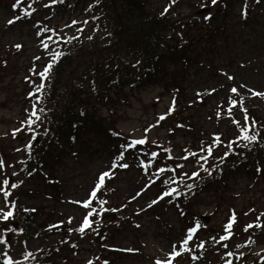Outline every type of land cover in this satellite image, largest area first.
<instances>
[{
    "label": "rangeland",
    "instance_id": "374dc122",
    "mask_svg": "<svg viewBox=\"0 0 264 264\" xmlns=\"http://www.w3.org/2000/svg\"><path fill=\"white\" fill-rule=\"evenodd\" d=\"M13 1L0 0V60L2 58L9 59L6 70H4V65L0 64V106L3 107L10 102L6 110H0V160L3 161V167H0V182L3 179H15V172L17 171L15 164L23 156V151L27 145L33 144L32 137L20 127L25 115L26 101L23 100V96L24 91L27 92L25 82L28 78L26 76H30L29 79H34L32 73L36 76V71L39 73L42 68L45 69L46 65L53 64L51 59L46 58V52L42 49L39 40L40 35L32 23L26 24L18 20L14 24H8V21L16 16V13L10 9ZM165 3L166 0H148L149 8L153 11L163 8ZM245 5L251 9L248 20H242L241 10ZM179 6L180 12H178L181 17L185 18V22L188 21L187 18L196 14L198 9L194 0H185ZM50 10L58 11L57 8ZM213 12V9H209L208 13ZM83 13V10L68 7L62 20H57V24L63 25L71 19V16L79 17L81 21H85L87 18L82 17ZM205 15L199 17L202 18ZM41 17L44 18L43 15ZM46 17L53 18V14L48 12ZM261 21L264 22V2L259 5L256 0L238 1L230 17L222 20L227 39L223 37L219 40L217 56L214 59L219 73L213 69L210 63L211 58L207 54L208 50L202 47V42L209 30L206 28L203 32L201 31L204 35L196 47L197 51L202 47V61L190 70L189 67L177 70L181 79L170 89L167 90L164 86L159 85L147 89L134 98L130 90L131 84H127L124 90L127 97L126 103L118 101L119 103L114 102L113 105L103 107L94 102L92 117L99 115L105 121L99 120L95 124H87V132L83 131L79 118H72V115H67L72 123L69 125L66 123L65 131L56 129L64 137L61 138V142L57 146L55 154L57 160L51 164L49 169H46L51 179L58 182V192L45 182L36 186L33 185L36 194L35 200L29 201L28 205L44 206L56 219H71L76 231H79L81 219L86 210H80L75 202H83L88 199L90 193L95 190L100 175L104 172H110L113 178L109 193L111 204L108 209H114V211H109L104 216L106 225L120 223L122 209L116 210L118 204L125 202L126 205L127 201H131L132 207L128 218L130 225L122 229L119 228V231L110 238L111 244L118 246L119 251H112L107 248L108 255L105 253L107 255L105 258L107 260L113 259L112 264H156L157 260H166L171 255L173 247H178L182 244V239L185 238L178 227V219L171 210L167 211L164 202H159L155 208L149 207L159 191L153 187L148 190L141 182L138 173L131 171L117 174L118 167L114 168V165L118 164L114 145L120 141L109 138L108 130H116L120 135L131 136L133 139L146 138L148 143L145 145L152 148H156L160 142L165 145L168 138L174 139L180 152L183 147L190 144L193 146L199 144L203 136L206 141L214 139L213 135H218L216 134L218 131L224 137L226 135L229 138L236 137V132L231 130L233 125L230 122L217 123L210 120V115L217 112V105L224 103V107H227L225 106L228 103L226 97L228 88L232 84L226 78L229 74L235 79L233 84L239 85L242 92L240 96L247 99V107L256 109L264 119V99L255 95L258 92L264 93V25L260 24L256 27V24ZM250 31L251 33H249ZM111 41L107 34L99 33L94 37L91 46L101 52L104 47L109 46ZM17 45L21 46L19 50ZM69 68L70 66L66 67V69ZM75 85L74 80L69 81L65 76L60 80V86L63 87L64 92L71 89L69 86ZM175 87H179L180 106L177 107L176 111H180L175 117H172L168 116V113L172 102L175 101L174 91H177ZM243 91L245 95H243ZM203 93L212 95L210 97L211 105L208 109L209 115L203 113L204 108L202 106L195 104V106L189 107L187 105L189 102L192 104L196 102V95ZM67 100L66 95L60 100L61 105L59 107L62 111L67 108ZM84 109L88 110V107L85 106ZM73 113H76V110ZM77 113L79 114V111ZM161 115L168 117L167 122L164 123L165 127H161L162 122L159 120ZM111 117L112 119H110ZM59 120L56 118V121ZM179 121L191 126V128L189 126L187 128L178 127ZM75 123L78 124L77 128ZM153 125L157 126L153 127ZM18 129L23 130L17 131ZM171 129L174 132L170 135ZM14 131L16 132L15 137L12 135ZM102 131L108 134H103ZM68 132L77 135L78 141L72 149L67 137ZM222 152L223 148H218L215 153L220 155ZM162 155L163 153L159 152V156L162 157ZM164 160L169 164L172 162L167 157ZM187 171L192 174L197 169H193L189 165ZM236 172L234 170L230 176L229 189L227 184L222 181L208 189V191H215V193H207L202 196V200L200 198L197 200L200 202V206L196 210V214L208 218L207 226L211 233L220 231L232 205L238 206L239 209L248 208L254 200L252 204L258 208L256 210L258 214H264V180L256 184L251 177L247 180L242 175L236 176ZM228 177L225 180L226 183ZM107 180L110 179L105 177L104 184ZM22 181L24 182L25 179ZM219 185L223 186V190L220 192L216 191L220 189ZM102 188L99 192L102 191ZM4 190L0 187V209L2 211L7 209V205H5L7 201L3 197ZM99 192H97V198ZM95 202L93 201L92 207L99 210L100 205ZM77 214L78 217H76ZM262 216L264 219V215ZM92 218L94 219L91 217L90 220ZM247 220H254L252 212ZM4 227V224H0V236ZM116 229L117 227L113 228L114 231ZM247 238L249 236L245 234L242 236L241 242L238 239L233 240L232 246L243 245ZM255 240L257 242L264 241ZM45 246V244L37 241L25 244L22 235L15 233L10 245L0 244V252L3 256L7 254L6 257L18 261L28 253L39 252ZM123 249L126 252L124 254L120 253ZM233 249L240 251V257L244 263L250 264L252 262L253 258L248 256L249 253L243 258L242 249ZM178 250L182 252V255L177 257L172 264H201L184 253L182 248L178 247ZM210 253L214 255L216 248L211 247ZM92 254L94 255H83L79 260H73L68 264H94L102 256V251L98 250Z\"/></svg>",
    "mask_w": 264,
    "mask_h": 264
},
{
    "label": "trees",
    "instance_id": "16d2710c",
    "mask_svg": "<svg viewBox=\"0 0 264 264\" xmlns=\"http://www.w3.org/2000/svg\"><path fill=\"white\" fill-rule=\"evenodd\" d=\"M102 1L105 15L102 18V23L111 31L114 43L99 52L95 47H90L89 41L85 37L71 41L73 44L71 49L76 47L78 49L76 53L79 55L67 53L54 69L53 77L49 83L47 98L50 104L53 103L52 100L64 95L69 97L65 111L60 110L57 105L55 117L60 114L58 124L63 130L67 128L66 123L68 125L72 123L67 115L79 118V123L85 127L84 120L88 118V112H84L83 107L92 106L94 108V102L110 101V91L119 96L125 83H130L132 88H143L147 81L155 80L157 77H159V81L164 80L167 76L163 69L165 60L169 59L174 62L175 55L187 51V48L181 45L171 47L164 42L162 35L164 30H170L174 35L177 31L170 27L163 18H151L146 13L143 0ZM126 54L134 57L136 66L124 61ZM67 66L78 71L77 79H80L83 84H88L91 88L92 94L86 99H81L75 89L76 86L65 92L64 89H61L60 80L63 69ZM141 71L144 74L141 75ZM74 110H81V113H73ZM95 123V121L92 122V124ZM75 125L77 128L78 124L75 123Z\"/></svg>",
    "mask_w": 264,
    "mask_h": 264
},
{
    "label": "snow or ice",
    "instance_id": "6c2138e0",
    "mask_svg": "<svg viewBox=\"0 0 264 264\" xmlns=\"http://www.w3.org/2000/svg\"><path fill=\"white\" fill-rule=\"evenodd\" d=\"M60 2H62V0H60ZM173 2H175V0H173ZM257 3H260L261 0H256ZM211 3H212V6H215L217 3H218V0H211ZM14 8H19V4H15L13 5ZM29 7H31V5H29ZM246 5H245V11L242 13V15L244 16V18L247 17V12H246ZM168 9H165V12H167ZM32 15L31 12L29 11H24V17H28L30 18ZM23 17L19 16L18 14L15 16L14 19H10L8 21V24L11 25V24H14L16 23L18 20L22 19ZM205 19L207 20H210L211 17L210 16H207L205 17ZM75 23V22H74ZM44 32H48L49 29L45 28L43 30ZM17 49L19 50L21 48L20 45H17L16 46ZM45 47H47V45H45ZM62 54L61 53H54L53 54V61L54 62H58L59 61V58ZM39 59V58H37ZM53 67V64H48L47 68L44 69L42 72L39 73V76L42 80H46L48 78V73L50 71V69ZM229 80L233 79L231 76L228 77ZM44 88V85L43 84H38L37 85V92H40L42 91ZM233 93H237V89L233 88L231 90ZM199 95V94H198ZM255 95L259 96L261 99H264V93H255ZM233 107L236 106V101H231ZM33 107L35 108V104L33 105ZM175 110V101L172 102V107L170 108L169 110V113L168 115L171 114L172 111ZM241 110L244 112V121L247 122L248 121V116H247V110L246 109H243L242 108V104H241ZM40 111H43V109H40ZM229 112H231V109H229ZM32 117H34L35 119L33 120ZM167 118L166 115H161L159 117V120L160 121H163ZM40 119V117L37 115V113L35 111L31 112L30 113V117H29V120L27 122V126H28V129L31 131L32 130V125L38 121ZM235 123L238 125V127L240 128V137L241 139H243L244 141H247V142H256L257 140V136L256 135H250L249 134V131L250 129L247 127V126H241L240 122L239 121H235ZM254 123V122H253ZM157 125H153V127H156ZM181 125H178V127H180ZM23 129H18L17 131H22ZM13 137L16 136V132L14 131L13 132ZM33 139L35 138L34 136L32 137ZM215 142L217 144H219L220 142V137H216L215 138ZM148 141L146 138H141V139H133L130 141L129 145H128V148H135L137 145H145L147 144ZM233 143H235V141H233ZM231 145H228V147H230ZM27 147L30 149L32 147L31 144L27 145ZM123 147V146H122ZM165 151L169 152V156H168V159H172L173 157L170 155V152L171 150L170 149H165ZM212 154V147L209 146L208 149H207V155L208 156H211ZM159 154L158 153H152L151 154V157L150 159L151 160H155L157 158ZM191 155L193 156H196L197 154L196 153H192ZM124 155L123 153H121V155L118 157V160L120 161H123L124 160ZM189 157L188 156H184L182 157V159H185L187 160ZM225 157H222V159H224ZM202 159H207V157H203ZM140 167L144 168L145 170H147L148 167H150L151 165L149 164H144L143 162H141V164L139 165ZM0 167H3V161L0 160ZM115 167H120L122 169H127L129 167L128 164L126 163H122V164H117V165H114V168ZM176 167L178 168H183L184 165L183 164H178ZM200 168H202L205 172H207L209 175H211V172L208 168L204 167L203 164H200ZM176 169L175 168H168V167H161L158 169V171L154 174L157 176V178H159V176L161 174H165V173H175ZM185 176H188L189 179H193L195 180L197 177L200 176V172L199 171H196L194 173H192L190 176L188 173H184ZM105 177L109 178V179H112L113 176H112V173L110 172H104L100 175L99 179H98V183L96 184L95 186V190H93L91 193H90V196L88 199H86L85 201L83 202H75V203H78L80 207H82L83 209L86 210L85 212V215L84 217L82 218V223H83V227H80L79 228V232L81 235H83V233L85 232V229L86 228H90L92 226V222L90 220L91 217H94V216H98V215H101L104 211H114V209H105L103 206L105 204L108 203V201L106 200H97V192H99V190L103 187L104 185V182H105ZM153 183H155V181H152ZM172 182L173 183H176V184H180L182 181L180 180H177L175 178V176L172 177ZM164 183H168V181H164ZM3 186H4V191H3V197L4 199L7 201L8 197L11 195V193L9 191H7L6 189L8 188L9 184H8V181L5 180L3 182ZM12 187H16V185H12ZM187 187L191 190L193 189L194 185L192 184H188ZM178 190L177 189H171L170 191H166L163 193V195H161L159 197L160 200H163L165 197H171L173 195V193L177 192ZM93 201H96V203H98L100 205V209L99 210H96L92 207L93 205ZM159 201H153L152 203L155 204V203H158ZM152 204L149 205V207H151ZM14 208H15V205H12L11 206V209L10 210H7V211H2L0 212V217H2V220L5 224H7L10 220L14 219ZM34 211V210H33ZM181 215H184L183 212H181ZM264 215V214H262ZM257 219H259V217H257ZM71 219L68 220V223L71 224ZM236 223V215H235V212L232 213V215L230 216L229 218V221L224 225V228H223V231H224V235H221L219 237V239L217 240L216 237H213L212 239L215 240L217 243H223L225 241H228L231 239V237L233 236V225ZM137 227H139V225H137ZM260 228V227H264V225H260V224H248L243 230L245 232H248L249 229L251 228ZM201 228V224L199 223V221H196L194 223V226L189 228L187 230V233H186V237L182 239V244H180L178 247L182 248L183 249V252L184 253H190L191 252V248L189 247V244L190 242L193 240L194 236L196 235V233L200 230ZM10 232H15V229H12L10 228L9 229ZM8 243V241L6 239H0V244H6ZM204 242H200L197 244V247L202 251L204 249ZM244 245H238L237 247H243ZM73 247H76V245H73ZM178 247L177 246H174L172 251H171V255L167 257L166 260L164 261H161V260H157L156 261V264H172V262L174 260L177 259V257L181 256L182 255V252L178 250ZM223 247L227 248L228 245L226 243H223ZM7 256V254H5ZM28 256H31L32 254L31 253H28L27 254ZM234 255L233 252L229 251L227 253V256L228 257H232ZM199 257L197 256H192V259L193 260H196L198 259ZM4 264H19L18 261H13V259L11 257H7L5 259V262ZM227 264H232V261L231 260H228L227 261Z\"/></svg>",
    "mask_w": 264,
    "mask_h": 264
},
{
    "label": "water",
    "instance_id": "95a60500",
    "mask_svg": "<svg viewBox=\"0 0 264 264\" xmlns=\"http://www.w3.org/2000/svg\"><path fill=\"white\" fill-rule=\"evenodd\" d=\"M0 264H2L1 261H0Z\"/></svg>",
    "mask_w": 264,
    "mask_h": 264
}]
</instances>
